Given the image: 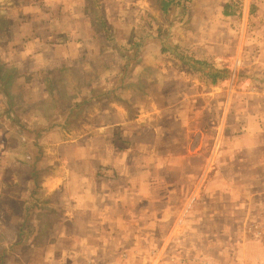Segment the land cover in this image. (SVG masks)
Returning <instances> with one entry per match:
<instances>
[{"label": "rangeland", "instance_id": "1", "mask_svg": "<svg viewBox=\"0 0 264 264\" xmlns=\"http://www.w3.org/2000/svg\"><path fill=\"white\" fill-rule=\"evenodd\" d=\"M20 1L25 3L24 7L26 3L31 4L29 0H0V77L4 81V84L0 81V91L5 90L11 95L14 110L27 118L30 137L33 135L32 128L41 130L43 136L40 139L41 150L38 154V149L30 145L25 134L8 129L4 123H0V178L6 172L8 181H15V184L7 185L5 191L0 194V226H18L23 201L18 197L22 188L23 194H29L27 202H23L24 207L30 208L32 185L30 187L26 182L30 163L33 161L40 170L37 196L43 197L45 192L56 193L60 182L64 183L67 176L74 181L77 179L76 172L70 169L68 172V162L72 159L80 160L75 159L74 149H77V146L70 144L81 145L82 152L92 145L96 147L100 144L102 138L86 137L82 134L98 132L101 123L103 125V122L113 120L116 107L111 105V102L118 101L123 104L128 116L137 113L139 108L156 110V115L150 123L157 122L160 125L159 136L156 137L157 133L148 128V121L142 122L144 124L140 132L143 136L129 137V144L132 138V143H136L134 146L142 147L139 144L144 143L143 147L147 150L155 145V149L162 154L167 147L193 148L201 143L202 155L192 158L194 164L199 165L210 155L214 144L211 130L216 126L217 119L221 118L226 124L227 134L225 138L223 136L222 147L225 143L243 144L244 141H236V137L243 131L242 128L258 129L264 124V0H189L185 6L174 7L172 17H181V21L172 20L171 24L169 17H164L159 12L157 17L155 8H147L138 12L131 28H125L121 32L127 38L121 46L112 41H105V35L96 22L99 20V12L94 8L90 10L94 31L87 30L91 33L88 36L93 39L68 40L72 26L66 23L67 21L61 29L65 28L69 33L56 30L58 34H55V40L37 39V36L32 34L35 32L32 28L37 26L27 25L26 13L22 9L24 7L18 6ZM149 2L156 5L155 0ZM78 26L84 36L86 25L82 22ZM40 28L39 35H44V29L42 26ZM52 30L54 31L55 27L48 26L47 23L45 33ZM163 33H169V39L159 41L158 37ZM142 35L148 38L153 36L155 40L148 41L137 52L130 71L124 81H121L122 47L132 53L130 45L136 44ZM173 39L176 40L175 43ZM146 48H150L152 54H160L152 56L153 59L151 57L149 62H144L141 54ZM160 49L163 52L159 51ZM212 74H216L215 82H212ZM120 84H124V88L111 91ZM108 91L110 93H106ZM89 97L90 101L84 103L83 100ZM4 101V97L0 96V113L5 108ZM69 106L74 108L75 114L68 126L60 132L54 129L46 130L54 119L62 123ZM188 127H205L210 129V133L205 137L193 134L186 136L185 129ZM134 129L138 130L137 127ZM230 131L233 132L235 140L229 137ZM118 139L117 144L121 142L124 145L127 141V137L119 136ZM7 144L9 148H6ZM58 146L61 147L58 149ZM19 148L21 150L14 153V150ZM78 151L79 149L77 153ZM239 162L242 163L238 169L240 184H231V188H235L237 195L244 197L237 206L245 208V213L248 209L250 216L244 218L240 213L230 225L264 228V167L260 165L264 163L252 160L250 164L253 167H249L248 162ZM193 166L187 170L194 173ZM208 166L205 163L204 172H207ZM100 171L103 175L107 174L106 168ZM212 171L209 170L205 180L202 200L198 202L194 199L189 207L186 206L187 198L182 199L180 193L172 201L169 200V203L172 202L169 208L174 212L173 218L184 208L207 210L212 207L210 197H216L219 193L226 196L225 190H213L216 185L208 183L214 179ZM160 173L162 177L165 176L163 168ZM220 178H224L223 175ZM192 180L195 182L193 178ZM177 184L180 186V183ZM185 187L192 193L195 185L189 184ZM66 188L72 189L76 196H79V192L89 191L86 187L76 189V185H67ZM159 188H162L161 194L164 196L163 182H160ZM221 188L228 191L226 186ZM56 196L58 193L55 198ZM163 198H160L161 208L165 206ZM228 202V198L225 202H220V209H225ZM95 204L96 202L90 201V206ZM148 208L144 201L141 209ZM161 211L163 209L157 213ZM29 212H32L31 208ZM168 217H171V213L168 216L155 215L153 218H144V226L151 228L150 222L157 225V242L150 250H141V254L124 251V264H207L202 259L206 258L195 254L196 251L184 255L182 249L176 250L171 247L170 242L165 244V233L169 232L171 221ZM36 219V216L27 218V226H32L30 221L36 222ZM40 221L53 225L57 218L45 216L40 217ZM259 234L264 237V231ZM23 237L25 240L37 238L34 234H25ZM12 238H15V233ZM2 239L0 234V241ZM17 239L12 241L14 250H9H13L12 253L23 251L26 255L28 247L14 244Z\"/></svg>", "mask_w": 264, "mask_h": 264}, {"label": "crops", "instance_id": "2", "mask_svg": "<svg viewBox=\"0 0 264 264\" xmlns=\"http://www.w3.org/2000/svg\"><path fill=\"white\" fill-rule=\"evenodd\" d=\"M29 1L31 4L27 5L26 3L25 7V3L21 1L18 6L24 7L22 9L26 13L27 25L37 26L32 28L35 29L32 34L42 40H55L54 36L56 33L58 34L57 31L69 33L67 29H61L65 21L72 26L68 40L93 39L92 36H88L91 33H88L87 30L93 29L90 10L94 8L97 9V13L99 12L97 14L99 20L96 22L99 23L103 34L102 21H105L112 29L114 40L112 42L121 46L127 41L121 32L125 28L132 27L139 11L155 8L157 17L159 12L157 6L152 5L149 0ZM87 3L89 4L87 5ZM82 22L86 25L84 36L82 29L78 26ZM47 23L48 26L55 27V30L45 33ZM40 26L44 29V35H39L41 33ZM104 35L105 39L107 36L111 37L109 32ZM151 40H155L153 36L148 39V41ZM172 41L176 42L174 39ZM149 50L150 48H146L142 51L141 57L144 62H149L152 56L160 54V52L152 54ZM111 51L115 52L113 49ZM123 85L120 84L119 88H124ZM115 103H110L116 107L112 121L103 122V125L101 123L98 132L82 134L86 137L102 138L100 144H96V147L92 145L84 152L81 150V145L70 144L77 146V149H74L75 159L80 160H70L68 172L69 169L76 172L77 179L74 181L73 178L67 176L64 183L60 182V187L56 186L59 187L56 193L46 194L45 192L43 197L38 196L41 207L28 214L24 209L23 212L21 210V218L15 228L0 226V234L3 238L0 241V264H124L126 263L122 257L124 251L141 254V250H150L157 242L155 236L157 225L150 222L151 228L144 226V218H153L155 215L168 216L170 213L171 217H168L171 218L169 232L165 233L164 241L165 244L170 242L171 247L176 250L182 249L184 255L196 251L195 254L206 258L202 259L207 264H264V237L263 233L258 235L264 231V228L230 225L240 213L244 218L250 216L248 209L245 213V208L237 206V203L244 197L237 195L235 188H231V184L234 186L240 184L238 176V169L242 164L239 162L240 160L246 164L248 162L249 167H253L250 164L252 160L264 163V124L258 129L242 128L243 131L236 137V141H244L243 144L233 142V145H228L225 143V146L222 147L223 136L225 138L227 133H225L226 124L222 122L219 115L220 119H217L216 126L211 130L214 144L210 155L206 160H203V164L199 165V163L194 164L192 158L202 155L201 143L193 148L191 146H183L179 149L167 147L165 153L162 154L155 149V145L150 146L147 150L143 147L144 143L139 144L142 147L134 146L136 143H132V138L129 140L131 143L129 144V137L143 136V133L140 132L144 124L142 122L148 121V128L157 133L156 137L159 136L160 125L157 122L150 123L156 115V110L139 108L137 113L128 116L123 104ZM134 127H137L138 130L136 131ZM53 129L62 131V128L57 126ZM185 132L186 136L193 134L205 137L210 133V129L205 127L190 129L188 127ZM119 136L127 137L124 145L121 142H118L121 146L117 144ZM229 137L235 140L231 131ZM60 147L58 146V149ZM194 148L196 149L194 150ZM205 163L209 165L207 172H204ZM260 165L264 167V164ZM192 166L195 169V174L187 170ZM244 167L246 166L244 165ZM102 168H106V175L101 174L100 169ZM162 168L165 171L164 177L160 173ZM210 169L213 170L211 174L216 180L212 179L208 183L216 185L212 186L213 190H225L226 196H221L219 193L216 197H210L209 201L212 202V207H208L207 210L184 208L173 218L174 212L172 208H169L172 202L169 203V200L172 201L176 198L178 193L181 194L182 199L187 198L186 206L188 207L194 199H197L198 202L202 200V189H205V180ZM221 175L224 178H220ZM192 178L197 179L193 182ZM160 182H163L165 186L163 188L164 196L161 194L162 188H159ZM26 183L28 184L29 181ZM177 183H180V186ZM2 184L13 185L15 181L11 182L7 179L5 183H2L0 180V187ZM20 184L23 185V183ZM189 184L195 185L192 193H189L185 187ZM67 185H76V189L86 187V190L89 191L79 192V196H76L72 189L66 188ZM223 186L228 187V191L222 189ZM95 189L96 193H94ZM21 193L18 199L23 200L21 204L23 205L29 194ZM57 193L58 196L55 198ZM162 197L165 202L163 208L160 207V198ZM226 198L229 201L228 206L225 209H220V202H225ZM248 200H250L249 197ZM90 201H94L96 204L90 206ZM144 201L149 207L146 210L141 209V204ZM162 209L163 211L157 213ZM26 215L37 217L36 222L30 221L35 225L34 227L33 225L22 227V218ZM45 216H55L57 221H54L53 225L45 224L40 221V217L45 218ZM134 218L137 219L131 221ZM19 228L37 237L36 240H32L33 237H31L21 242L20 246L28 247L26 255L23 251L12 253L14 250L12 241L17 238L16 234H18ZM13 233H15L14 239L12 238ZM261 235L262 237H260ZM10 248L13 250H9Z\"/></svg>", "mask_w": 264, "mask_h": 264}, {"label": "trees", "instance_id": "3", "mask_svg": "<svg viewBox=\"0 0 264 264\" xmlns=\"http://www.w3.org/2000/svg\"><path fill=\"white\" fill-rule=\"evenodd\" d=\"M189 1V0H155V3H156V6H157V9L159 10L160 14H162L164 17L167 16L169 17L168 18V21H169V24H171V22H173L172 20H175L176 22L178 21H181V17L177 18L176 17H172V10L174 9V7L176 6H185L186 5V2ZM102 27L104 29V34H107L109 32V35L112 37H109L107 36L106 37V42H110V41H114L113 40V32H112V29L111 27L105 22V21H102ZM148 36L146 35H142L139 37L137 43L135 44H131L130 47H132L133 49V52H129V50H126L125 48L122 47V54H121V59H122V63H121V67H122V70H123V73L120 75V80L124 81L128 71H130V68L132 67V62L135 58V55L137 54V52H139L142 48V46L148 41ZM159 41H166L169 39V33L167 35H165V33H163L162 35H159L158 37ZM164 50V49H163ZM5 64H7L5 62ZM212 77V82H215L216 80V74H212L211 75ZM1 79V77H0ZM3 84H4V81L3 79L0 80ZM119 89V86H115L113 89H111V91H116ZM0 92H2V94L0 93V96L4 99V105L3 107V111L0 113V123H4L3 125L6 126L8 129H11V130H15V132H19L20 134H25L26 135V140H28V142H30V145L36 147L38 150H37V153L39 154V151L41 150V145H40V139L41 137L43 136V133L41 130H36L35 128H32L33 130V135L32 137H30V134L28 131V120L27 118L22 115V113H17L16 110H14L13 108V104L11 102V95L7 94L5 90H1ZM106 93H110V91L106 92ZM90 98L89 97L88 99L86 100H83L84 103H88L90 101ZM79 106L80 104H76V106ZM74 108L72 106H69V108H67L66 112H65V116H64V119L62 121V123L60 124L59 122H57V120H53V123H50V125L46 128L51 130L53 129L54 127H60V128H65L68 126L70 120H71V117L75 114L74 113ZM63 116V114H62ZM21 135V136H22ZM45 135V134H44ZM23 137V136H22ZM23 144V143H22ZM6 148H9V145L7 144L6 145ZM21 148V146H20ZM17 149V150H14V153L16 151H19L21 149ZM8 152H9V149H8ZM11 152V150H10ZM28 165L29 163H27V168H28ZM30 171L27 173V180L29 181V184H30V187L32 185V188H31V192H30V197L32 198V203L30 204V208L32 210L34 209H37V208H40L41 205H39L40 201L38 200V188H39V174H40V170L37 168L36 166V163L35 161H33L32 163H30ZM8 177L6 176V172L5 174L2 176V178H0V180H2V183H5V181H7ZM8 184H2V186L0 187V194L3 193L5 191V188L7 187ZM29 199V198H28ZM26 199L25 201L27 202ZM25 205L23 204L22 205V212H23V209L26 211V214L29 213V210L30 208H27V207H24ZM21 218V217H20ZM27 218H29L28 215L26 216H23L22 218V227L24 228L27 223ZM20 220V219H19ZM29 235L28 233H26L25 231H22L21 228H19V231H18V234L17 235V241L14 243V244H21V242L23 240H25V237H23L24 235Z\"/></svg>", "mask_w": 264, "mask_h": 264}]
</instances>
